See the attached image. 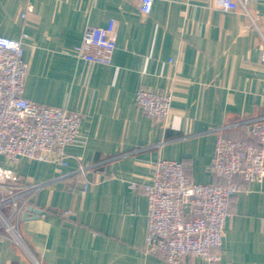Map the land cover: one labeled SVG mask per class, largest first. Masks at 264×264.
Segmentation results:
<instances>
[{
    "label": "crops",
    "instance_id": "0c3cea01",
    "mask_svg": "<svg viewBox=\"0 0 264 264\" xmlns=\"http://www.w3.org/2000/svg\"><path fill=\"white\" fill-rule=\"evenodd\" d=\"M235 1L152 0L143 18L138 0H0V36L23 43L24 97L82 116L65 164L0 155V183L24 192L21 243L0 230V264H171L144 251L155 163L181 161L192 182H215L216 138L245 139L264 115V0ZM111 19L110 64L76 57L85 28ZM140 87L170 96L167 117L139 109ZM233 180L240 190L211 250L219 261L183 264H264V179Z\"/></svg>",
    "mask_w": 264,
    "mask_h": 264
},
{
    "label": "built area",
    "instance_id": "2783aa9c",
    "mask_svg": "<svg viewBox=\"0 0 264 264\" xmlns=\"http://www.w3.org/2000/svg\"><path fill=\"white\" fill-rule=\"evenodd\" d=\"M152 0H138L140 15L151 10ZM222 10H234L235 0H218ZM23 16V14H22ZM116 46V22L87 26L74 55L90 63L110 64ZM264 59V45L261 46ZM28 66L21 39L0 36V155L15 162L19 157L65 164V147L79 136L81 114L57 106L41 105L24 97ZM170 96L138 88L135 102L145 114L161 120L170 110ZM185 163L160 159L154 178L143 185L147 197L146 253L158 254L171 264H183L186 256H200L217 263L212 253L221 244L229 205L240 186L233 180L264 179V115L249 125L245 139L217 137L209 170L215 182H192ZM79 165L77 172L86 173ZM21 188L0 183V230L20 244L17 225L24 212Z\"/></svg>",
    "mask_w": 264,
    "mask_h": 264
},
{
    "label": "water",
    "instance_id": "95a60500",
    "mask_svg": "<svg viewBox=\"0 0 264 264\" xmlns=\"http://www.w3.org/2000/svg\"><path fill=\"white\" fill-rule=\"evenodd\" d=\"M27 210H32V207L31 206H28L27 207ZM36 214H40L41 213V211L40 210H33ZM23 217H26V213H24V215H23Z\"/></svg>",
    "mask_w": 264,
    "mask_h": 264
}]
</instances>
